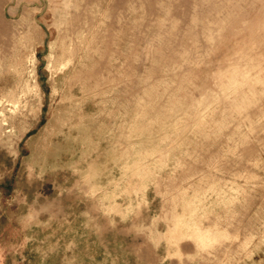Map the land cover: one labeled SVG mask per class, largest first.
<instances>
[{
	"label": "rangeland",
	"instance_id": "obj_1",
	"mask_svg": "<svg viewBox=\"0 0 264 264\" xmlns=\"http://www.w3.org/2000/svg\"><path fill=\"white\" fill-rule=\"evenodd\" d=\"M0 264H264V0H0Z\"/></svg>",
	"mask_w": 264,
	"mask_h": 264
}]
</instances>
